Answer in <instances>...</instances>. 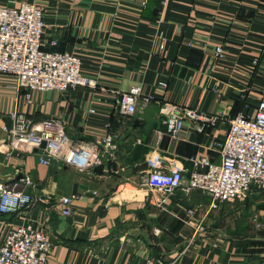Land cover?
I'll use <instances>...</instances> for the list:
<instances>
[{
  "label": "crops",
  "instance_id": "obj_1",
  "mask_svg": "<svg viewBox=\"0 0 264 264\" xmlns=\"http://www.w3.org/2000/svg\"><path fill=\"white\" fill-rule=\"evenodd\" d=\"M11 1L39 3L44 48L78 55L83 74L97 85L32 91L27 99L16 76L0 73V183L40 198L18 212L0 213V246L11 230L31 225L52 243L49 264H264V199L253 196L263 191L254 187L243 205L228 207L234 203L228 201L211 211L196 232L209 194L182 187L164 196L145 183L157 167L181 168L189 177L194 158L220 160L215 144L224 142L229 124L187 122L174 137L162 120L175 108L212 116L258 106L264 95V0H0V5ZM52 40L58 41L55 47ZM217 46L225 49L222 59L215 56ZM133 86H141L150 101L140 103L134 115H122L120 94ZM14 111L36 120L60 118L69 136L82 142L112 134L114 148H104L101 163L82 172L61 161L42 164L37 152L9 150L6 128ZM25 176L35 185L25 187ZM64 196L73 198L68 216L59 203ZM246 219L259 232L248 233Z\"/></svg>",
  "mask_w": 264,
  "mask_h": 264
},
{
  "label": "built area",
  "instance_id": "obj_2",
  "mask_svg": "<svg viewBox=\"0 0 264 264\" xmlns=\"http://www.w3.org/2000/svg\"><path fill=\"white\" fill-rule=\"evenodd\" d=\"M45 29L44 9L39 3L22 2L17 5L11 1L1 4L0 73L16 76L17 87L27 99L31 98L32 91L41 93L46 90L65 91L76 86L95 87L97 82L83 74L78 55L44 48ZM158 40L159 49L162 50L165 47L163 32ZM57 44V40L51 41V47ZM215 56L224 58L223 46L215 47ZM149 101L150 98L143 97L141 86H133L121 92L118 111L122 115L132 116L138 111L140 103ZM218 120L229 124L224 142L215 144L220 157L218 162L197 157L193 159L194 169L189 177L184 175V169L159 167L145 177L146 185L161 191L164 196L182 187L186 191L199 189L210 195L209 209L196 224V232L203 230L206 215L220 210L226 202L245 199L254 187L264 192V95L254 111L246 104L235 115L222 111L207 116L185 106L175 108L162 122L167 131L176 137L187 122L215 126ZM6 130L9 134L6 143L10 151L37 152L42 164L61 161L81 172L101 163L104 148L107 151L114 148L115 138L112 134L99 142L72 139L64 122L53 116L36 120L28 114L14 111L11 125ZM38 149L42 151L38 152ZM23 184L25 187L35 185L30 176L23 178ZM72 199L71 196H64L59 201L66 216L72 213ZM39 200L28 190L16 191L0 183V213H15ZM188 213L193 215L194 211L189 210ZM257 227L260 225L257 224ZM159 232L156 230L157 234ZM51 251L52 243L44 230L22 225L11 230L0 246V264H49ZM157 262L163 264L162 260Z\"/></svg>",
  "mask_w": 264,
  "mask_h": 264
},
{
  "label": "rangeland",
  "instance_id": "obj_3",
  "mask_svg": "<svg viewBox=\"0 0 264 264\" xmlns=\"http://www.w3.org/2000/svg\"><path fill=\"white\" fill-rule=\"evenodd\" d=\"M250 193L246 196V198L245 199H243V200H239V201H234V203L231 205V204H228V207H237V206H240V205H243L245 202H247V201H249V199H250ZM253 196H256V199H264V193H262V192H256V194L254 193V195ZM244 222H246L248 225V230L250 231V232H248V233H255V232H259V230H257L256 228H255V226L250 222V220L248 219H246V220H243ZM225 230V229H224ZM228 230V229H227ZM230 230V229H229Z\"/></svg>",
  "mask_w": 264,
  "mask_h": 264
},
{
  "label": "water",
  "instance_id": "obj_4",
  "mask_svg": "<svg viewBox=\"0 0 264 264\" xmlns=\"http://www.w3.org/2000/svg\"><path fill=\"white\" fill-rule=\"evenodd\" d=\"M44 146H45V144L43 143L42 144V147H44ZM37 151L38 152H41L42 150L41 149H38ZM81 187L84 188L85 190H88V186H81ZM77 188H78V184H75V186H74V193H76Z\"/></svg>",
  "mask_w": 264,
  "mask_h": 264
},
{
  "label": "trees",
  "instance_id": "obj_5",
  "mask_svg": "<svg viewBox=\"0 0 264 264\" xmlns=\"http://www.w3.org/2000/svg\"><path fill=\"white\" fill-rule=\"evenodd\" d=\"M235 113H237V111Z\"/></svg>",
  "mask_w": 264,
  "mask_h": 264
}]
</instances>
